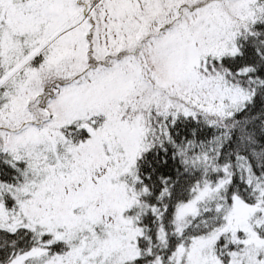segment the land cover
Listing matches in <instances>:
<instances>
[{"label":"snow or ice","instance_id":"1","mask_svg":"<svg viewBox=\"0 0 264 264\" xmlns=\"http://www.w3.org/2000/svg\"><path fill=\"white\" fill-rule=\"evenodd\" d=\"M0 264H264V0H0Z\"/></svg>","mask_w":264,"mask_h":264}]
</instances>
